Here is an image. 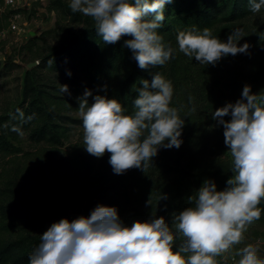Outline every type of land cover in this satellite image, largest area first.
<instances>
[{
    "label": "trees",
    "instance_id": "obj_1",
    "mask_svg": "<svg viewBox=\"0 0 264 264\" xmlns=\"http://www.w3.org/2000/svg\"><path fill=\"white\" fill-rule=\"evenodd\" d=\"M47 1L49 12L69 17L80 22V26L76 31L64 29L66 37L62 42L47 47L37 65L25 72L20 103L9 112L0 113V156L19 157L22 150L14 142L22 135L36 145L61 146L67 132L65 125L76 122L63 115V111L73 110L72 100L62 95L61 88L44 83L38 73L41 70L65 78L70 68L80 67L94 89L104 86L107 98L116 99L126 115L135 111L133 102L142 87L141 80L151 83L154 74L159 73L171 81L170 107L176 108L184 119L180 148L161 147L145 171L132 168L123 174L114 173L109 164L110 153L97 158L85 150L81 160L85 177L97 173L105 189L122 191L121 199L109 201L107 196L97 206L115 207L123 224L129 227L136 221H150L152 214L155 218L164 217L176 234L172 214L194 206L190 198L195 200L205 180L214 181L217 190L222 191L232 176V166L205 167L201 160L218 156L226 149L224 128L212 119V114L228 103L235 104L241 87L233 68L240 53L224 56L214 66L200 64L179 51L176 37L180 31L202 32L208 28L212 37L226 42L239 23L257 13L250 11L249 0H172L165 5V20L157 31L165 47L174 49L173 58L163 66L142 70L133 52L124 46L125 40L132 37L124 36L116 44H105L97 34L94 20L74 13L69 0ZM2 8L3 0H0V33L6 29L12 14L1 11ZM25 11L22 9L21 13ZM259 76H264V69L250 77ZM230 119L224 117L225 121ZM63 177L50 169L46 177L30 183L31 193L11 180L4 181V187L0 188V264H29L30 253L41 242L36 229L59 221L57 207L62 205ZM258 207L261 217L252 223L264 224V200ZM23 221H26L25 229L20 226ZM182 239L176 234L174 251L179 250Z\"/></svg>",
    "mask_w": 264,
    "mask_h": 264
},
{
    "label": "clouds",
    "instance_id": "obj_2",
    "mask_svg": "<svg viewBox=\"0 0 264 264\" xmlns=\"http://www.w3.org/2000/svg\"><path fill=\"white\" fill-rule=\"evenodd\" d=\"M171 2L71 0L70 8L94 20L105 44L132 37L124 46L133 52L139 68L146 70L173 58L174 49L165 47L157 31L165 20V5ZM262 7L264 0H249L251 12L259 13ZM149 16L152 18L146 19ZM242 38V29H236L222 42L204 28L202 32L180 31L176 40L185 56L214 66L224 56L247 53L250 45H239ZM141 84L131 115L124 114V107L116 99L106 96L96 95L89 105L92 93L88 90L77 98L84 148L97 158L110 153L109 164L115 174L132 168L145 171L159 148L179 149L182 144L184 119L170 107L171 81L156 73L151 83L141 80ZM61 91L68 93V86L61 85ZM257 100L245 85L235 104L228 103L213 112L212 119L224 128V143L233 157V175L222 191L214 181L205 180L195 200L190 198L194 206L172 214L176 234L183 238L179 250H173L176 234L164 217L152 214L150 221H136L129 227L115 207L100 205L89 217L53 223L30 253L29 264H217L215 258L239 244L246 226L261 217L258 205L264 200V101ZM225 116L231 119L225 121ZM258 252L259 247L252 244L239 249L238 264H264Z\"/></svg>",
    "mask_w": 264,
    "mask_h": 264
},
{
    "label": "rangeland",
    "instance_id": "obj_3",
    "mask_svg": "<svg viewBox=\"0 0 264 264\" xmlns=\"http://www.w3.org/2000/svg\"><path fill=\"white\" fill-rule=\"evenodd\" d=\"M20 1L21 6L28 7L25 13H21L22 9L14 11L12 7L1 9L8 14L20 13L21 18L16 20L18 31L9 33L0 40V113L9 112L20 103L24 74L37 65L38 58L45 54L47 47H56L62 42L66 37L64 29L76 31L80 26V22L72 21L69 17L49 12L47 0ZM69 2L71 3V0ZM236 29H242L243 38L239 41V45L246 42L250 45L248 52L240 53L233 65L235 76L241 85L237 100L242 96L243 87L249 85L251 92L258 98L257 102L261 103L264 101V76L256 79L250 76L264 69V12L242 21ZM38 73L46 84L58 88H61V85L68 86V93L62 92V95L72 100L73 110H65L63 115L76 122L65 125L67 132L61 146L36 145L28 141L26 136H20L18 141L14 142V145L22 150L20 156H0V188L4 187V181L11 180L23 186L26 192L31 193L30 183L34 179L46 177L49 170L54 169L64 176L65 182V188L60 196L62 205L57 207L59 221L67 219L71 222L80 216L89 217L97 204L105 200L107 196H110L109 201L122 198L120 195L122 191H108L97 173L85 177L82 168L81 157L85 152V145L77 98L82 97L86 90L91 91L92 95L88 97L89 105H91L96 95L107 97L105 87L96 86L94 89L78 66L70 68L65 78L47 69ZM201 162L205 167L220 164L233 167V157L228 147L220 155L204 158ZM99 168L102 169L101 166ZM51 225L36 229L35 233L42 236ZM20 226L21 229H25L26 221H23ZM263 237L264 224L247 225L241 242L216 257L217 264H238L241 258L238 251L248 244L258 246V255L264 259V245L260 242Z\"/></svg>",
    "mask_w": 264,
    "mask_h": 264
},
{
    "label": "built area",
    "instance_id": "obj_4",
    "mask_svg": "<svg viewBox=\"0 0 264 264\" xmlns=\"http://www.w3.org/2000/svg\"><path fill=\"white\" fill-rule=\"evenodd\" d=\"M20 3H21L20 0H3V8H8V7L11 8L12 7V8H14V11L20 10V9L27 10L28 7L24 8L23 6H21ZM19 18H21L20 13L11 14L6 29L0 33V40H2L5 37V35L18 31L19 28L17 26L16 20ZM24 25H26V24H24ZM260 242H261V244L264 245V237L261 239Z\"/></svg>",
    "mask_w": 264,
    "mask_h": 264
},
{
    "label": "water",
    "instance_id": "obj_5",
    "mask_svg": "<svg viewBox=\"0 0 264 264\" xmlns=\"http://www.w3.org/2000/svg\"><path fill=\"white\" fill-rule=\"evenodd\" d=\"M32 66L34 65V64H31Z\"/></svg>",
    "mask_w": 264,
    "mask_h": 264
}]
</instances>
